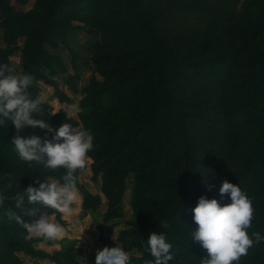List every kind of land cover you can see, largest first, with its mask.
Wrapping results in <instances>:
<instances>
[{"label":"trees","instance_id":"16d2710c","mask_svg":"<svg viewBox=\"0 0 264 264\" xmlns=\"http://www.w3.org/2000/svg\"><path fill=\"white\" fill-rule=\"evenodd\" d=\"M10 1L0 0V7L7 8ZM15 1L26 3L27 0ZM156 1L51 0L43 11L25 12L6 19L17 37L30 32L35 35L31 49L23 53L22 59L23 71L33 77L29 91L37 89L36 80H43L54 88L55 96L64 103H69V96L55 80L40 70V66L50 71L55 59L61 72L66 71L59 56L44 49L43 44L56 46L58 41H64L66 31L73 27L72 20L95 23L103 32V41L95 43V46L107 52L94 60L96 64L112 59V53L133 61L124 73L113 78L103 81L90 79L85 87V96L80 100L78 119L94 135V148L89 153L91 180L95 182L101 175V192L108 201L102 219L110 223V231L115 219L123 216L118 206L127 176L133 173L130 201L133 218L126 220L125 226L116 234L117 242L131 257L130 264H148L154 259L146 251V243L144 245L152 231L165 233L171 242L174 257L169 264H205L207 251L199 242L191 240L192 229L197 225L192 220L190 208L199 198L189 191L194 176V142L186 132L183 112L175 104L179 98L174 89L180 84L179 78L207 85L201 70L208 73L211 84L217 87L220 74L230 75L239 57L247 52L254 31L250 26H244L243 37L227 50L221 49L222 40L233 20L231 7L234 0H212L214 13L204 31L199 53L192 57L190 52L162 37L156 17L166 8L176 13L193 9L208 0H162L166 4L158 6ZM35 16L39 24L29 29ZM10 53V49H0V62L9 63L7 57ZM249 58L252 68L243 72L242 80L237 84L238 90H235V93H240V98L233 100L232 107L239 124L252 127L234 169V179L247 193L254 208L249 234L259 232L264 235V51L252 52ZM75 78L76 75H69L65 81L74 93L77 92L73 83ZM124 104L129 109L128 115L119 120H109ZM44 113L45 119L53 126L62 122L75 123L66 115L64 106L55 114ZM16 134V131L0 128V159L14 167L15 176L25 177L31 185L38 186L40 180L62 174V169L52 172L43 165L29 166L21 160L10 142ZM19 134H36L49 139L52 135L39 127H27ZM176 148L177 156L174 155ZM216 155V174L221 184L223 180H229L228 162L225 154L216 152ZM79 190L85 211L94 210L101 203L100 194L82 187ZM11 193L9 196L10 193L0 185V194L6 197L4 204L0 205V240L3 242L0 264H24L17 253L32 259H47L55 264H79L76 253L36 248L33 243L45 239L26 238L21 234L26 229L11 217L18 214L24 221L31 222L39 211L36 216H31L16 208L15 197L20 192L14 190ZM225 200L230 202L227 197ZM48 211L61 221L60 213ZM238 264H264V241L254 244Z\"/></svg>","mask_w":264,"mask_h":264},{"label":"rangeland","instance_id":"374dc122","mask_svg":"<svg viewBox=\"0 0 264 264\" xmlns=\"http://www.w3.org/2000/svg\"><path fill=\"white\" fill-rule=\"evenodd\" d=\"M50 1L27 0L26 3H18L11 0L7 8L0 7V49L11 50L7 59L9 63L17 66L20 71H23V53L31 49L35 35L30 32L17 37L11 31L6 17L17 16L25 12L38 13L43 11ZM97 1L103 2L104 0ZM156 4L157 6L160 4L165 5L166 2L157 0ZM166 9L156 17V24L162 37L190 52L192 57H196L209 18L214 13L212 0L199 3L193 9H184L176 13ZM231 12L233 20L228 33L222 40L221 49L227 50L231 44L241 39L244 26H250L254 33L250 37L247 52L239 57V60L231 69L230 75L220 74L217 78L218 86L215 87L211 84L208 73L201 70L205 75L207 85L179 78L178 82L180 84H177L174 89V94L179 98L175 104L182 110L186 132L194 142L192 146L195 163L194 176L189 184V191L199 197L205 195L208 198L216 197L220 199V182L216 174L218 162L216 152L225 154L228 162V179L236 183L234 169L245 148L252 127L239 124L236 113L233 111L232 102L240 98V93L238 91L235 93V90H238L237 84L242 80L243 72L248 68H252L250 66V54L264 51V0H234ZM34 24L35 26L39 24L37 16L28 28L33 29ZM71 25L73 27L66 31L64 41H58L56 46L43 44L44 49L59 56L66 71L61 72L55 59L52 60V70H46L43 65L40 66V70L46 76L55 80L60 89L64 85L69 87L65 83L69 75H76L77 78L73 79V83L78 86V88L76 87L77 92L72 91L74 94L70 92L69 103H64L55 96V90L52 86L38 79L35 81L37 89L30 91V93L34 98H41L42 104L45 105V107H42L43 111L55 114L64 106L66 107V115L75 120V123L70 124L73 127L77 125L83 127L78 119V112L80 110V100L85 96V87L88 86L89 80L94 78L103 81L104 79L113 78L124 73L133 61L130 59L124 60L118 53H112V59L96 64L94 60L101 53L107 52L100 51L95 46V43L103 41V32L95 23L92 24L82 20H72ZM92 34L96 35L93 36ZM232 91H234L233 94ZM128 113L129 109L124 104L109 117V120H119ZM2 127L0 126V128ZM4 129L15 131L11 122L6 124ZM103 130L106 131L105 128ZM178 154V148H176L174 155L177 156ZM91 161L88 156L86 167L76 172L78 195L70 211L61 214L60 222L54 214H50L56 222L63 226L65 230L64 237L57 240H44L33 243L34 247L48 252L58 250L76 253L79 264H95L96 252L104 246H121L116 240L117 231L125 226L126 220L133 218L130 201L135 175L130 173L127 176L125 191L118 206L123 216L115 219L116 223L109 231L110 223L102 219L108 201L101 192V175H98L95 182L91 180ZM15 174L14 167L0 159V185L6 193H10L9 196L13 194L11 192H14V190L22 193L30 185L27 178L15 176ZM48 178L46 177V180ZM79 187L100 194L101 203L96 209L85 211L82 208ZM221 203L228 202L224 199ZM193 207L190 208V212ZM21 234L26 238L33 236L24 230ZM1 245H3V242L0 240ZM17 255L24 264H55L47 259H32L22 253H17Z\"/></svg>","mask_w":264,"mask_h":264},{"label":"clouds","instance_id":"9594fccd","mask_svg":"<svg viewBox=\"0 0 264 264\" xmlns=\"http://www.w3.org/2000/svg\"><path fill=\"white\" fill-rule=\"evenodd\" d=\"M33 83L31 74L20 71L11 63L0 62V126L9 122L16 135L10 142L17 156L29 166L43 165L47 170H63L58 177L40 180L38 186L28 185L15 197L16 208L27 215H39L31 222L15 214L13 219L36 238L61 239L65 230L56 222L48 210L60 214L68 213L78 195L76 172L86 167L88 156L94 148L93 133L77 125L64 122L53 126L45 119L42 100L29 91ZM27 127H39L52 133L51 138L19 133ZM38 169V168H37ZM220 199L201 195L191 209L192 220L197 227L192 229L191 240L199 242L207 251L205 264H234L256 243L264 241V235L248 229L251 227L254 208L252 201L237 183L227 179L219 186ZM227 197L230 202L221 203ZM0 194V205L5 202ZM166 227V225H165ZM115 240V239H114ZM146 243V251L154 258L148 264H169L173 259L172 244L163 232L152 231ZM131 257L125 248L117 245L98 249L95 264H130Z\"/></svg>","mask_w":264,"mask_h":264},{"label":"crops","instance_id":"0c3cea01","mask_svg":"<svg viewBox=\"0 0 264 264\" xmlns=\"http://www.w3.org/2000/svg\"><path fill=\"white\" fill-rule=\"evenodd\" d=\"M93 36L96 34H92ZM96 37V36H95ZM76 87L78 88V86L76 85ZM61 89H63V91L65 92L66 95H68L70 97V92L73 93L71 91V89L69 87H67L66 85H64L63 87H61ZM74 94V93H73Z\"/></svg>","mask_w":264,"mask_h":264}]
</instances>
